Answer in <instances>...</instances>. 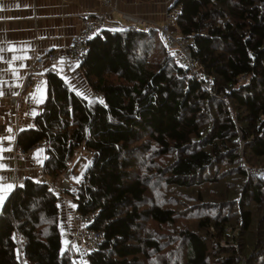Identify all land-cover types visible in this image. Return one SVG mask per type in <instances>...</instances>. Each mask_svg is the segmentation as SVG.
I'll return each mask as SVG.
<instances>
[{"label":"trees","instance_id":"1","mask_svg":"<svg viewBox=\"0 0 264 264\" xmlns=\"http://www.w3.org/2000/svg\"><path fill=\"white\" fill-rule=\"evenodd\" d=\"M168 1L193 70L133 24L96 32L70 76L43 68L14 149L44 141L48 181L24 177L0 204V264H77L51 186L80 148L64 193L102 233L86 264H264V174L247 170H264V0Z\"/></svg>","mask_w":264,"mask_h":264},{"label":"crops","instance_id":"2","mask_svg":"<svg viewBox=\"0 0 264 264\" xmlns=\"http://www.w3.org/2000/svg\"><path fill=\"white\" fill-rule=\"evenodd\" d=\"M111 2L114 8L110 9L99 0H0V204L24 177L47 181L41 171L45 155L42 144H36L26 153L19 154L14 149L16 132L31 124L45 94L44 69L29 73L35 52L64 48L69 38L79 32L80 17L96 11H109V20L102 27L106 29L133 24L121 17L127 12L160 25L169 1ZM62 55L52 66L63 77L70 76L75 73V63L68 52ZM12 98H16V102ZM65 202L61 212L66 220L69 210H74V202ZM65 226L61 227L64 234Z\"/></svg>","mask_w":264,"mask_h":264},{"label":"built area","instance_id":"3","mask_svg":"<svg viewBox=\"0 0 264 264\" xmlns=\"http://www.w3.org/2000/svg\"><path fill=\"white\" fill-rule=\"evenodd\" d=\"M102 2L104 7L114 8L112 6V0H99ZM175 14V9H170L167 7L164 10L163 17L164 21L157 25L153 20L139 17L130 13H122L121 17L133 23L136 27H139L141 30H148L152 26H156L158 31L165 41L168 48L176 51L179 54V61L184 67L193 70V60L191 55L190 48V40L189 38L180 35L174 32L172 26V19ZM81 19V27L78 33L73 34L64 48L59 49H48V50H40L39 52H35L33 55L32 63L29 66V73H33L37 70H42L44 67L49 64L52 65L56 60L62 58V54L66 51L70 54V57L74 63H81V61L85 58L86 50L88 47V40L93 37L96 32H98L105 23L109 20V11H96L95 13L85 14L80 17ZM202 86L208 90L210 87V81H203ZM12 101L16 102V98H12ZM37 144H42L45 146V142L41 141ZM84 151V150H83ZM249 173L252 174H264V170L260 169H247ZM68 169L62 174V186L63 183L68 185ZM47 180V179H46ZM48 181V180H47ZM65 186V188H67ZM52 190L57 193L63 194L58 188V185L54 184L51 186ZM64 188V186H63ZM64 188V189H65ZM92 215L90 213L78 214L75 213L73 216V220L76 225L74 236L80 239L86 248L89 250L97 249L100 246V242L102 240V233L93 228H89L86 226V223L90 221Z\"/></svg>","mask_w":264,"mask_h":264},{"label":"rangeland","instance_id":"4","mask_svg":"<svg viewBox=\"0 0 264 264\" xmlns=\"http://www.w3.org/2000/svg\"><path fill=\"white\" fill-rule=\"evenodd\" d=\"M169 5H170V2H168V7H169ZM172 51H174V50H172ZM174 52H175V54H176V56L178 58V62H179V54L176 51H174ZM180 64H181V62H180ZM87 156H88L87 151H80V149H78V150L75 151L74 155L68 161V168H67L68 169V174H69L68 185L66 186V184L63 183L64 188H65V186L67 188L64 189L63 186H62V182H63L62 176H61V178L58 179L56 185H58V188H60V191L63 192V194L58 193L59 196L61 197L60 203H62V204H60V206H63V203L65 201L69 202L70 200H72L70 195L69 196L66 195L64 193V191L65 190H69V188H71L73 183L80 182L82 174H83V172H84V170H85V168H86V166L88 164L87 163L88 162V157ZM69 211L70 212L66 216L67 217L66 218L67 221L63 218V212L60 213V217H59V219H60L59 222H60V225H61L60 227L65 226L64 224L66 223V225L69 228H71L69 230L65 226V228H67L66 229L67 232L65 233V234H67V238H66V235L64 233H61L62 244L64 245V249H68L70 254L74 255V259H76V263L77 264H86L85 254H86L88 248H86V246L84 245V243L80 239H78V238H76L74 236L76 225H75V222L73 220V216L75 215L76 211H74V210H69Z\"/></svg>","mask_w":264,"mask_h":264},{"label":"snow or ice","instance_id":"5","mask_svg":"<svg viewBox=\"0 0 264 264\" xmlns=\"http://www.w3.org/2000/svg\"><path fill=\"white\" fill-rule=\"evenodd\" d=\"M8 188L10 189V188H11V186L9 185V186H8ZM0 199H2V198H0Z\"/></svg>","mask_w":264,"mask_h":264}]
</instances>
